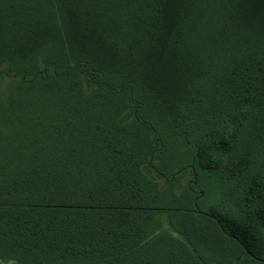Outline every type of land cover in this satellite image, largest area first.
<instances>
[{"label": "trees", "instance_id": "obj_1", "mask_svg": "<svg viewBox=\"0 0 264 264\" xmlns=\"http://www.w3.org/2000/svg\"><path fill=\"white\" fill-rule=\"evenodd\" d=\"M0 264H264V0H0Z\"/></svg>", "mask_w": 264, "mask_h": 264}]
</instances>
